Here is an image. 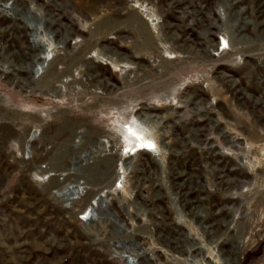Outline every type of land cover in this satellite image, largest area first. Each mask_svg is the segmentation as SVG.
<instances>
[{
  "label": "rangeland",
  "instance_id": "rangeland-1",
  "mask_svg": "<svg viewBox=\"0 0 264 264\" xmlns=\"http://www.w3.org/2000/svg\"><path fill=\"white\" fill-rule=\"evenodd\" d=\"M0 264H264V0H0Z\"/></svg>",
  "mask_w": 264,
  "mask_h": 264
},
{
  "label": "bare ground",
  "instance_id": "bare-ground-1",
  "mask_svg": "<svg viewBox=\"0 0 264 264\" xmlns=\"http://www.w3.org/2000/svg\"><path fill=\"white\" fill-rule=\"evenodd\" d=\"M39 59L41 60L39 66H42V65H44V63L46 62V59H47V58H46V56L42 55V56L39 57Z\"/></svg>",
  "mask_w": 264,
  "mask_h": 264
},
{
  "label": "snow or ice",
  "instance_id": "snow-or-ice-1",
  "mask_svg": "<svg viewBox=\"0 0 264 264\" xmlns=\"http://www.w3.org/2000/svg\"><path fill=\"white\" fill-rule=\"evenodd\" d=\"M147 147L152 148L153 145H152L151 143H148V144H147Z\"/></svg>",
  "mask_w": 264,
  "mask_h": 264
}]
</instances>
